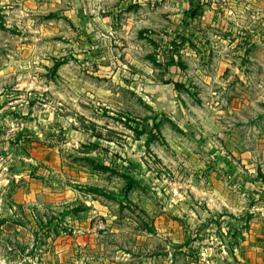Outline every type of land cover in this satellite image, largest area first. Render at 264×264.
<instances>
[{
  "label": "rangeland",
  "instance_id": "obj_1",
  "mask_svg": "<svg viewBox=\"0 0 264 264\" xmlns=\"http://www.w3.org/2000/svg\"><path fill=\"white\" fill-rule=\"evenodd\" d=\"M0 264H264L262 0H0Z\"/></svg>",
  "mask_w": 264,
  "mask_h": 264
},
{
  "label": "crops",
  "instance_id": "obj_2",
  "mask_svg": "<svg viewBox=\"0 0 264 264\" xmlns=\"http://www.w3.org/2000/svg\"><path fill=\"white\" fill-rule=\"evenodd\" d=\"M263 1V11H264V0H262ZM59 253V252H58Z\"/></svg>",
  "mask_w": 264,
  "mask_h": 264
},
{
  "label": "trees",
  "instance_id": "obj_3",
  "mask_svg": "<svg viewBox=\"0 0 264 264\" xmlns=\"http://www.w3.org/2000/svg\"><path fill=\"white\" fill-rule=\"evenodd\" d=\"M131 185H132V183H131ZM131 185H130V187H131Z\"/></svg>",
  "mask_w": 264,
  "mask_h": 264
}]
</instances>
